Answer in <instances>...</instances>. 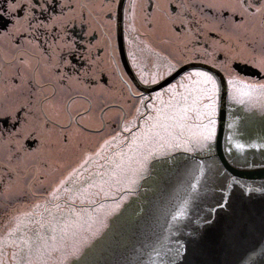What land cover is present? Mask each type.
Returning <instances> with one entry per match:
<instances>
[{
  "label": "flooded vegetation",
  "instance_id": "flooded-vegetation-1",
  "mask_svg": "<svg viewBox=\"0 0 264 264\" xmlns=\"http://www.w3.org/2000/svg\"><path fill=\"white\" fill-rule=\"evenodd\" d=\"M10 2L0 0V210L19 188L27 196L43 187L40 171L48 160L60 167L75 134L109 133L126 145L157 109L168 115L183 104L187 72L225 84L229 115L264 117L239 102L264 96V29L220 7L231 0ZM205 45L209 57L193 55ZM237 79L257 86L250 99L228 83Z\"/></svg>",
  "mask_w": 264,
  "mask_h": 264
},
{
  "label": "water",
  "instance_id": "water-1",
  "mask_svg": "<svg viewBox=\"0 0 264 264\" xmlns=\"http://www.w3.org/2000/svg\"><path fill=\"white\" fill-rule=\"evenodd\" d=\"M218 87L215 136L207 147L185 133V142L157 145L145 154L143 167L135 176L129 174L134 182L117 184L105 177L111 190L100 191L97 186L81 191L92 193L95 203L54 187L29 210L0 215V264H21L19 258L13 259L19 249L12 242L34 237L41 231L37 222L44 223L43 232L51 235L47 222L59 215L55 205L67 215L73 201L76 211L83 210L82 226L65 242L69 251L73 246L79 251L67 258L57 251L45 264H172L177 241L184 247L175 264H264V191H256L264 189V117L229 115L226 86L221 82ZM241 100L249 108L264 110L261 92ZM112 136L103 135L81 161L77 155L70 171H80V180L89 177V183H98V173L115 170L119 151L127 153L128 147L122 145L123 137L114 135L111 140ZM158 156L162 157L153 159ZM233 176L250 181L252 190L235 184ZM225 202L226 207H216ZM182 205L185 214L173 221Z\"/></svg>",
  "mask_w": 264,
  "mask_h": 264
},
{
  "label": "snow or ice",
  "instance_id": "snow-or-ice-1",
  "mask_svg": "<svg viewBox=\"0 0 264 264\" xmlns=\"http://www.w3.org/2000/svg\"><path fill=\"white\" fill-rule=\"evenodd\" d=\"M15 0L9 3L8 8L12 9ZM31 3V0H30ZM19 7V5H16ZM221 8H227L232 12H239L240 19L242 21H256L259 20L260 26L264 29V0H231L228 4H221ZM174 11V10H173ZM3 13L0 12V15ZM15 22V21H14ZM31 28L32 25L29 24ZM39 27H46L44 24H39ZM237 39H240L237 36ZM221 41L227 42L224 37H220ZM208 45H205L203 51L193 50L194 56L209 57ZM215 57H212L214 62ZM259 65L264 66V57L259 60ZM170 67H174L170 65ZM183 81L188 82V87L185 89V94L182 96L183 104L177 105L172 110V115H166L157 109V115L155 117L149 115L148 120L145 121L144 127L140 129L139 133L131 137V141H125L127 143L128 152L119 151V162L116 163L115 170H110L103 172L102 174H97L98 183L93 182L89 184V188H96L99 186L100 191H104L105 188L111 190L112 185L108 181L114 180L115 183H121L127 180L132 183L130 179L131 176H135L138 173L139 168L143 167V157L145 154L150 153V151L157 145L160 147H173L176 142H185V133L188 134V139L195 141L201 147H207L208 142L214 139L215 136V123L213 119L216 110V95L219 92V87L217 85L216 78L207 71H195L187 72ZM155 83V76L151 81ZM142 83L148 84L149 80L142 78ZM228 83L233 85H241L246 88L247 91L242 92V95H247L251 97L257 86L245 85L242 80H229ZM184 86L183 84L181 85ZM261 90H264V85L258 86ZM236 91L239 93L240 89L237 88ZM243 103V100L239 101ZM163 117V119H161ZM197 120L199 123L190 124L189 121ZM194 129V130H193ZM125 131H128L126 128ZM119 147V146H118ZM236 147L241 148L243 145L237 144ZM108 178V181L105 180ZM231 180L240 185L246 191H251V182L245 181L243 179H238L236 177H231ZM196 184L192 185L195 189ZM126 191V189H125ZM256 191H264V189H256ZM99 193H95L98 195ZM77 195L84 197L90 203H95L91 199L92 193L80 192L77 190ZM227 198H225L226 201ZM186 203V202H185ZM75 201L67 209V215H64L63 211L60 209L59 205H55L58 216H52L47 222L48 227L51 231V235L43 232L44 223L37 222V226L41 231H38L34 237L24 236L19 239V243L13 241L14 247L19 249V252L13 254V259L19 258L21 264H45V261L53 255V253L60 251L64 253L65 257L75 256L78 249L69 251V246L66 244V238L69 235H75L77 231L82 226V211H76L74 207ZM226 202L221 204L217 203V208L226 207ZM100 207H103L102 205ZM118 207V205H117ZM215 211V209H213ZM185 214L183 205L181 208L175 212L172 216V220L175 221L179 217ZM91 217H89V221ZM91 225L89 224V227ZM59 235V239H58ZM184 245L177 241V246L175 248V256L173 258L172 264H175V257H179L182 253ZM26 250V252H25ZM20 253H24L21 255Z\"/></svg>",
  "mask_w": 264,
  "mask_h": 264
},
{
  "label": "rangeland",
  "instance_id": "rangeland-1",
  "mask_svg": "<svg viewBox=\"0 0 264 264\" xmlns=\"http://www.w3.org/2000/svg\"><path fill=\"white\" fill-rule=\"evenodd\" d=\"M103 135H109V133L81 132L75 134L74 138L66 144L64 161L60 163V167H58V163H50L48 160L50 168L44 167L40 171V174L44 175V179L41 180L43 187L38 186L36 188L34 185L32 191L34 194L28 193L27 196L24 195V188H19L21 191L18 196L7 197L5 202L1 204L0 215H12V210H29L30 204L44 197L49 188L59 187V192L71 191L75 194H77V190L81 192L89 188V177L80 180V171H70L71 164H77V155H79V161L84 159V154L91 155L90 150ZM37 172L39 171H35V173ZM34 182L37 184V181ZM2 198L4 197L2 196Z\"/></svg>",
  "mask_w": 264,
  "mask_h": 264
}]
</instances>
